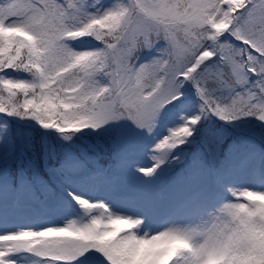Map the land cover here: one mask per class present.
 <instances>
[{"label": "snow or ice", "instance_id": "obj_1", "mask_svg": "<svg viewBox=\"0 0 264 264\" xmlns=\"http://www.w3.org/2000/svg\"><path fill=\"white\" fill-rule=\"evenodd\" d=\"M226 126L264 132V0H0V264H264Z\"/></svg>", "mask_w": 264, "mask_h": 264}, {"label": "trees", "instance_id": "obj_2", "mask_svg": "<svg viewBox=\"0 0 264 264\" xmlns=\"http://www.w3.org/2000/svg\"><path fill=\"white\" fill-rule=\"evenodd\" d=\"M225 131L228 133L226 136V144L235 140L239 145L238 153L232 161L235 164L240 163L241 167L249 169V166L252 165L258 155L260 153L264 154V132L256 130L255 134H252L251 130L246 126H239L237 128L226 126ZM20 134L21 136H25L27 129L21 127Z\"/></svg>", "mask_w": 264, "mask_h": 264}, {"label": "rangeland", "instance_id": "obj_3", "mask_svg": "<svg viewBox=\"0 0 264 264\" xmlns=\"http://www.w3.org/2000/svg\"><path fill=\"white\" fill-rule=\"evenodd\" d=\"M239 161V160H238ZM237 167H241L240 165H239V163L236 165ZM253 172H255V170L253 171ZM156 186L155 185H153L150 189H149V192L151 193V194H153V195H156L157 194V191L155 190L156 188H155Z\"/></svg>", "mask_w": 264, "mask_h": 264}]
</instances>
